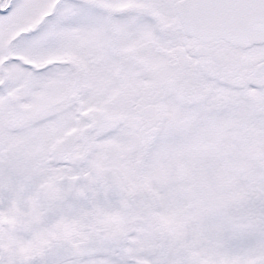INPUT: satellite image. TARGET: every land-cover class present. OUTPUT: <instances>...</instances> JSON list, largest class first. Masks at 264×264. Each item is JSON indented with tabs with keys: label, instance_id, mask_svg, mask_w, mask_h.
Segmentation results:
<instances>
[{
	"label": "snow or ice",
	"instance_id": "6c2138e0",
	"mask_svg": "<svg viewBox=\"0 0 264 264\" xmlns=\"http://www.w3.org/2000/svg\"><path fill=\"white\" fill-rule=\"evenodd\" d=\"M0 264H264V0H0Z\"/></svg>",
	"mask_w": 264,
	"mask_h": 264
}]
</instances>
